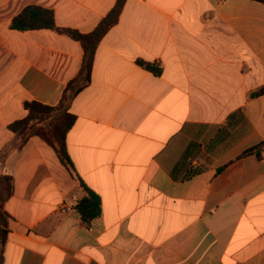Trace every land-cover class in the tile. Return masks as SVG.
<instances>
[{"label": "crops", "instance_id": "obj_1", "mask_svg": "<svg viewBox=\"0 0 264 264\" xmlns=\"http://www.w3.org/2000/svg\"><path fill=\"white\" fill-rule=\"evenodd\" d=\"M117 2L0 0V175L13 183L3 264H264V146L246 153L264 144V3L127 0L69 110L74 170L40 137L14 149L25 102L59 105L85 53L14 19L36 6L89 34ZM80 180L101 201L89 222Z\"/></svg>", "mask_w": 264, "mask_h": 264}, {"label": "trees", "instance_id": "obj_2", "mask_svg": "<svg viewBox=\"0 0 264 264\" xmlns=\"http://www.w3.org/2000/svg\"><path fill=\"white\" fill-rule=\"evenodd\" d=\"M224 2L226 0H219ZM264 3V0H254ZM127 0H118L114 9L101 21L98 27L89 34H82L76 30L62 29L57 27L53 12L41 7L29 6L13 21V28L21 31L51 29L58 33L66 34L76 41L82 43L84 47V57L81 70L72 82L66 88L63 98L59 105L50 107L35 101L25 102V109L28 116L20 121L10 125V130L18 134L20 143L14 149L21 148L32 137H40L49 146L56 150L60 162L70 170H74V165L70 159L66 147V137L68 132L75 124L76 117L69 110L73 100L82 92L91 82L92 69L96 50L108 32L116 26L123 12ZM148 69L160 74L161 69L152 65L145 64ZM264 94V88L255 93V96ZM264 144L248 150L247 154H260ZM11 150L3 153V158L10 154ZM81 187L85 190V196L76 206L77 212L82 218L89 222L97 219L102 215L101 201L98 195L91 191L80 180ZM13 194L12 179L0 175V264L4 262L5 247L9 235L10 216L5 211V203Z\"/></svg>", "mask_w": 264, "mask_h": 264}, {"label": "built area", "instance_id": "obj_3", "mask_svg": "<svg viewBox=\"0 0 264 264\" xmlns=\"http://www.w3.org/2000/svg\"><path fill=\"white\" fill-rule=\"evenodd\" d=\"M62 213H70V212H73L74 209L70 206H67V205H62L59 209Z\"/></svg>", "mask_w": 264, "mask_h": 264}]
</instances>
